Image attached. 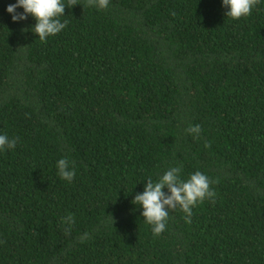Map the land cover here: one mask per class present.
<instances>
[{"label": "trees", "instance_id": "obj_1", "mask_svg": "<svg viewBox=\"0 0 264 264\" xmlns=\"http://www.w3.org/2000/svg\"><path fill=\"white\" fill-rule=\"evenodd\" d=\"M15 2L0 0V134L18 138L0 151V264H264V0L239 20L221 0H77L46 43ZM173 166L216 196L154 236L132 198Z\"/></svg>", "mask_w": 264, "mask_h": 264}, {"label": "clouds", "instance_id": "obj_2", "mask_svg": "<svg viewBox=\"0 0 264 264\" xmlns=\"http://www.w3.org/2000/svg\"><path fill=\"white\" fill-rule=\"evenodd\" d=\"M109 2L110 0H86L87 6L97 9H106ZM221 3L226 8L224 16L239 20L251 15L260 0H221ZM77 4V0H16L15 3L8 4L5 10L11 14L13 22L23 21L31 16L35 21L31 25V31L41 42L46 43L48 37L60 33L66 27L67 20L60 19L65 16V7L71 8ZM17 8H22L23 11L18 12ZM186 131L198 137L202 129L199 124H195L190 125ZM17 142L18 138L10 139L6 134H0V151L13 149ZM56 167L61 179L72 182L76 175L75 167L67 158L59 159ZM180 173L179 166L169 167L158 179H147L143 191L137 192L132 198V203L142 208L140 215L151 226L154 236L165 231L170 210L179 208L185 214V221L191 223L193 208L205 199H214L216 196L211 188L215 181L210 180L203 172L195 171L186 179ZM61 219L67 226L74 223L71 215ZM69 231L70 227H65V233Z\"/></svg>", "mask_w": 264, "mask_h": 264}]
</instances>
